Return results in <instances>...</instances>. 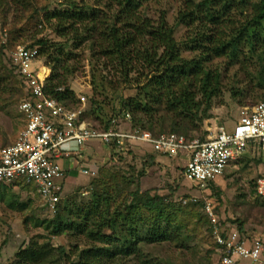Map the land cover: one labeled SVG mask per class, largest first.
Segmentation results:
<instances>
[{"label": "trees", "instance_id": "1", "mask_svg": "<svg viewBox=\"0 0 264 264\" xmlns=\"http://www.w3.org/2000/svg\"><path fill=\"white\" fill-rule=\"evenodd\" d=\"M89 1L61 0L58 7L43 5L36 8L34 13H42L41 22L44 24L40 25L39 32L31 34L33 43L26 44L29 48H37L38 59L50 69L44 82V94L69 109L77 108L79 104L74 90L67 84L68 79L78 70L69 63L74 53L66 50L67 42H62L63 46L43 37L36 38L44 28L52 29L64 39L72 35L77 46L79 43L82 45V38L87 36L88 40L93 41L90 35L98 30L99 40L92 42V51L95 48L97 50L93 52L116 63L121 71L126 70L123 71L125 77L137 68L151 73L146 83L136 88L135 95L121 98L117 112L129 113L131 130L139 128L153 133L156 124L160 123L159 116L155 114L160 105H164L167 111L179 118L181 114L196 112L203 105L204 118L212 98L220 92L219 73L203 67L207 59L227 56L235 60L240 53V45L245 44L249 53L254 54L256 48L263 49V57L258 60L264 71V0H201L198 3L187 0L185 10L179 11L177 18L180 24L194 31L185 40V48L200 51L196 59L180 56V49L173 37L174 31L163 16L152 20L141 13L147 0H95L99 7L91 6ZM32 2L11 0L6 7H12L14 11H25ZM232 9H248L245 22L236 25L232 20ZM195 24L198 29L193 28ZM19 39L7 37L1 44L0 55L6 54L9 60L12 51L19 46ZM14 74L21 86L23 98L24 84L15 70ZM10 86L7 75L0 77V100L3 94L11 91ZM94 87L95 91L97 87L102 88V85ZM260 87L264 89L263 85ZM196 94L201 95L200 100H197ZM88 108L90 114L99 113L94 118L100 123L93 119L98 122V126L108 128L112 116L105 117L102 102L87 98L85 112ZM193 118L188 117L190 122L194 121ZM180 123V119H174L169 133L182 134L176 131ZM182 135L188 139L194 138ZM251 145L261 152L256 145ZM110 149L113 154L128 151L126 146L111 145ZM106 172L113 180L116 179L110 170ZM116 183L112 186L106 179L94 180L88 199L78 200L76 194L65 199L62 196L54 214L47 211L49 218L37 220V225L44 227L49 236L70 235L80 242L81 247L75 246L74 251L66 254L62 246L53 247L49 242L43 243L33 238L26 246L18 248L9 264H161V260H154L144 254L140 246L180 239V227L173 224L175 216L166 210L168 204L163 199L140 196L138 190L131 192L132 200L129 203L121 202L117 205L122 199L123 183ZM17 185L23 189L30 186L20 182ZM1 187L12 190L14 184H0ZM3 195V190H0V198ZM15 196L17 198V195H11L5 200L6 205L10 209L24 210L28 202L18 201ZM143 210L147 211L146 216L142 215ZM204 218L211 237L208 219L205 215ZM234 227L245 234L241 227ZM211 243L215 251L213 240Z\"/></svg>", "mask_w": 264, "mask_h": 264}, {"label": "rangeland", "instance_id": "2", "mask_svg": "<svg viewBox=\"0 0 264 264\" xmlns=\"http://www.w3.org/2000/svg\"><path fill=\"white\" fill-rule=\"evenodd\" d=\"M10 1L0 0V47L9 36L12 39L20 38L19 42L17 41L19 46L33 43L34 39L31 34L38 31L40 25L44 24L41 22L42 13H34V10L43 5L58 7L61 2V0H33L28 10L14 11L12 7L10 9L6 7ZM191 1L198 3L201 0ZM186 2L187 0H147L141 8V13L152 20H158L160 16H163L174 31L173 37L180 49V56L184 59H196L199 58L200 51L185 48V40L193 35L194 31L180 24L177 18L179 11L185 10ZM88 3L99 7L95 0H90ZM246 14H248V9L242 11L232 9L231 11L232 20L238 26L241 22H245ZM196 25L193 28H196ZM90 36L93 41L99 40L98 30ZM37 37L61 44L67 42L68 47L64 49L74 53L69 63L78 69L68 79V86L74 90L76 99L84 95L86 100L92 97L102 102L105 117H114L117 113L116 116L120 117L121 112L117 110L120 107L121 98L135 95L136 88L146 83L151 76L148 70L135 68L136 70L128 75L129 78L125 77L123 71L126 70L121 71L116 63L98 52H93L97 50L96 48L92 51L93 41L88 40L89 36L82 38V45L79 43V47L72 35L64 39L50 28L41 30ZM262 50L256 48L253 51L254 54L249 53V48L241 44L240 53L235 60H230L227 56L207 59L203 67L205 70L219 73L220 92L212 98L204 118H202L203 105L196 112L181 114L180 118L167 111L164 105H160L159 111L155 112L159 116L160 123L156 124L151 134L158 136L169 133L172 131L174 119L182 121L176 131L187 137L205 139L212 136L221 126L230 131L245 109L264 101V89L260 87L264 86V71L261 61L258 60L263 57ZM39 61L43 63L41 59ZM36 65H39L38 60L35 62ZM4 75L9 77L11 91L3 94L0 100V147L12 143L23 126V118L18 110L21 86L6 54L3 53L0 55V77ZM94 85H102L103 90L97 87L94 91ZM196 97L197 100L201 99L200 94H196ZM86 111L88 121L98 126V122L93 119L99 113L90 114L89 108ZM188 117H194V121L190 122ZM200 117L203 120L199 121ZM116 122L113 128L123 132L131 130L130 122L120 118ZM141 131L150 133L149 130ZM159 132L161 134H158ZM91 144L93 152L87 153L91 156H86L88 161H85L96 169V174L93 176L79 175V180L73 183L63 195L64 199L76 194L78 200L81 198L86 200L93 190L91 185L93 181L105 179L112 186L117 184L116 182L121 185L123 183V192L120 195L122 199L117 202V205L121 202L129 203L132 200L131 192L137 190L140 196L163 199L168 204L166 210L175 216L173 224L180 227L181 235L177 240L175 238L161 243L142 244L140 248L143 253L152 259L161 260V264H214L216 262V254L211 243L212 238L207 230L202 210L204 200L212 201L216 213L225 219V223L241 227L246 235L260 237L264 245V197L258 196L255 188L256 179L264 176V155L253 145L249 146L241 158L232 162L222 176L216 177L207 185L195 186L183 175L186 162L185 152H180L178 156L170 158L155 153L149 144L125 142L128 151L113 154L111 149L98 141H93ZM107 169L110 170V174L115 175L116 179L113 180L110 177L106 172ZM18 181L30 185L29 188L23 189L19 185L12 187V190L0 188L4 193L0 198V264H9L14 259L18 248L26 246L33 238L39 242H49L53 247L62 246L66 254L74 251L73 247L79 246V241H75L66 234L49 236L44 227L37 225V220L50 217L43 205L44 202L37 196L33 184L23 180ZM11 195H17L15 198L18 201L28 202L26 208L24 210L10 209L5 200ZM191 199H196V202ZM183 200H186V204ZM146 213L147 211L143 210L142 215L146 216ZM261 258L264 261V250Z\"/></svg>", "mask_w": 264, "mask_h": 264}, {"label": "built area", "instance_id": "3", "mask_svg": "<svg viewBox=\"0 0 264 264\" xmlns=\"http://www.w3.org/2000/svg\"><path fill=\"white\" fill-rule=\"evenodd\" d=\"M37 48L17 46L9 62L21 76L24 97L18 101L23 126L17 138L0 147V184L17 186L18 180L33 184L46 211L54 214L57 204L79 175L93 176L96 169L84 160L85 146L93 141L124 147L125 142L145 143L155 153L173 158L185 152L184 178L195 186L207 185L222 176L227 167L238 160L254 144L264 155V101L245 109L233 128L218 127L205 139H188L182 134L166 133L154 137L139 129L123 132L113 128L117 119L130 122L128 112L111 118L108 128L95 126L85 118L84 95L78 96V107L69 109L55 98L44 94V82L50 69L35 66ZM45 70H48L46 72ZM70 145H67L69 144ZM256 193L264 197V176L255 181ZM196 202V199H191ZM186 204V200H183ZM202 210L207 217L215 244L214 264H264V245L260 237L241 233L225 223L212 201L204 200Z\"/></svg>", "mask_w": 264, "mask_h": 264}, {"label": "crops", "instance_id": "4", "mask_svg": "<svg viewBox=\"0 0 264 264\" xmlns=\"http://www.w3.org/2000/svg\"><path fill=\"white\" fill-rule=\"evenodd\" d=\"M40 65V64H39ZM39 65H37V66H39ZM92 144L90 143V144H88L87 146H85V148H84V151H83V153H82V155H83V157H84V160H87V157L86 156H91V152H93V150H92V146H91ZM90 151V153L89 154H87L88 152ZM96 152V151H95ZM94 157V156H93ZM88 161V160H87Z\"/></svg>", "mask_w": 264, "mask_h": 264}, {"label": "clouds", "instance_id": "5", "mask_svg": "<svg viewBox=\"0 0 264 264\" xmlns=\"http://www.w3.org/2000/svg\"><path fill=\"white\" fill-rule=\"evenodd\" d=\"M38 62H39L40 65L44 64V63H42L41 61H39V59H38ZM40 65H39V66H40ZM36 66H37V65H36ZM123 112H124V111H123ZM123 112H122V113H123ZM129 125H130V124H129Z\"/></svg>", "mask_w": 264, "mask_h": 264}, {"label": "bare ground", "instance_id": "6", "mask_svg": "<svg viewBox=\"0 0 264 264\" xmlns=\"http://www.w3.org/2000/svg\"><path fill=\"white\" fill-rule=\"evenodd\" d=\"M46 72H48V70H45Z\"/></svg>", "mask_w": 264, "mask_h": 264}]
</instances>
